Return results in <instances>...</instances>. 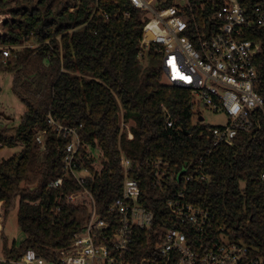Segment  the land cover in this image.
Wrapping results in <instances>:
<instances>
[{
    "label": "trees",
    "instance_id": "1",
    "mask_svg": "<svg viewBox=\"0 0 264 264\" xmlns=\"http://www.w3.org/2000/svg\"><path fill=\"white\" fill-rule=\"evenodd\" d=\"M189 1L190 17L199 24L221 6L220 0ZM0 14L11 16L1 24L0 47H10L11 54L4 58L0 50V74H11L12 93L24 109L17 126H0V150L21 149L0 161V203L5 220L18 203L25 235L18 248L2 247L4 259L18 260L29 249L48 259L82 232L87 221L85 203L66 202L78 190L75 180L65 177L59 189L49 188L63 176L68 143L48 127L49 115L68 127L82 125L84 156L91 148L100 149L99 166L94 158L85 163L91 171L85 186L101 218L107 219L109 206L122 193L123 152L132 161L130 177L140 183L141 203L154 214L153 229L167 225L169 197L185 191L188 202L214 214L213 241L223 228L229 240L264 259L262 111L252 113L250 132H240L231 146L213 148L205 127L194 124L191 92L163 83L162 56L154 47L141 55L146 12L129 0H99L98 8L89 0H0ZM247 38L261 43L257 91L264 97V30ZM167 115L176 129L167 127ZM122 119L134 123L131 141L120 133ZM42 131L46 134L40 145L36 136ZM160 158L172 162L175 175L187 169L206 174L208 181L195 177L187 182L183 175L181 181H165L159 191L147 161Z\"/></svg>",
    "mask_w": 264,
    "mask_h": 264
},
{
    "label": "built area",
    "instance_id": "2",
    "mask_svg": "<svg viewBox=\"0 0 264 264\" xmlns=\"http://www.w3.org/2000/svg\"><path fill=\"white\" fill-rule=\"evenodd\" d=\"M89 1L98 8L99 0ZM129 1L135 9L146 12L141 55L154 47L162 56L163 79L168 85L191 92V107L196 115L194 124L205 127L212 147L231 146L240 132H250L254 127L252 113L262 111L264 114V97L257 91L260 80L256 58L262 51L261 43L247 35L257 29L264 30V0H247V4L241 0H220L221 6L201 24L190 17L193 8L189 0H172L171 5V0H157L156 7L148 0ZM2 22L0 16V28ZM0 50L4 58L10 57V47H0ZM200 106L222 112L228 123L225 126L204 124ZM131 123L123 119L120 122V133L129 141L134 138ZM165 123L169 129H176L171 115L166 116ZM47 124L58 137L68 141L62 159L63 176L51 182L49 188L59 189L65 177L75 180L78 190L68 196L66 202L88 206L84 230L48 259L29 249L18 260L8 261L0 256V263L264 264L263 258L252 256L249 247L229 240L223 228H220L219 238L213 241L214 214L188 202L185 191L174 192L169 197L167 225L160 230L153 229L154 214L141 203L140 183L130 177L132 161L123 152L122 193L109 206L107 219L101 218L94 196L85 186L87 177L91 176L85 163L92 156L90 151L86 156L82 154V125L68 127L51 115L47 117ZM45 134L46 131L37 134L38 144H44ZM147 166L152 169L153 186L159 191L165 189V181H181L183 175L187 182L195 177L201 182L208 181L206 174L187 173V169L175 175L172 162L162 158L148 160ZM3 210L0 203V240L5 220ZM56 211H60V207ZM141 234L146 237L141 238Z\"/></svg>",
    "mask_w": 264,
    "mask_h": 264
},
{
    "label": "rangeland",
    "instance_id": "3",
    "mask_svg": "<svg viewBox=\"0 0 264 264\" xmlns=\"http://www.w3.org/2000/svg\"><path fill=\"white\" fill-rule=\"evenodd\" d=\"M148 1L152 7H156L157 0ZM0 16L1 19H3V22L6 19H11L10 15L0 14ZM24 46L37 47L38 44H25ZM12 82L13 79L11 74H0V126H17L24 112L23 106L12 93ZM163 83L168 85V82L165 78L163 79ZM199 111L204 118V124L212 126H225L228 123L225 114H223L222 112H214L204 106H200ZM131 124L134 125L133 122ZM20 150V147L1 149L0 161L18 154ZM90 155L92 156V158H94L95 165L99 166L101 163L100 149L98 147L91 148ZM1 237L4 239V242H1L0 240V256L2 258L3 256L1 255V249L4 245L8 246L9 248L14 245L16 248H18L24 241L25 235L21 231L18 223V203L16 204L15 208L8 213L6 220H4Z\"/></svg>",
    "mask_w": 264,
    "mask_h": 264
},
{
    "label": "water",
    "instance_id": "4",
    "mask_svg": "<svg viewBox=\"0 0 264 264\" xmlns=\"http://www.w3.org/2000/svg\"><path fill=\"white\" fill-rule=\"evenodd\" d=\"M199 120H200V121H203V118H200Z\"/></svg>",
    "mask_w": 264,
    "mask_h": 264
},
{
    "label": "crops",
    "instance_id": "5",
    "mask_svg": "<svg viewBox=\"0 0 264 264\" xmlns=\"http://www.w3.org/2000/svg\"><path fill=\"white\" fill-rule=\"evenodd\" d=\"M0 34H1V28H0Z\"/></svg>",
    "mask_w": 264,
    "mask_h": 264
}]
</instances>
